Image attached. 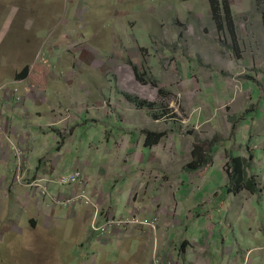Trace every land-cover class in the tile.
<instances>
[{"label":"rangeland","instance_id":"374dc122","mask_svg":"<svg viewBox=\"0 0 264 264\" xmlns=\"http://www.w3.org/2000/svg\"><path fill=\"white\" fill-rule=\"evenodd\" d=\"M219 2L228 6L224 9L218 5L216 20L210 0H0V32L6 34L3 46L9 47L16 42L13 30L24 26L30 29L32 25L37 28L43 21L48 27L49 60L44 59L41 68L48 76L58 73L46 86L64 82L70 92L76 89L75 96L73 93L69 96L70 100L75 97L70 106L76 108H59L58 129L63 139L74 137L76 128L78 139L87 130L95 146L108 148L121 159L120 156L135 150L133 142L145 138L147 131L158 132L163 134L158 145L166 156L163 164H175L177 170H183L191 162L190 154L196 157L198 146L213 151L219 145L210 164L221 168L223 158L226 162L232 153L237 155L238 149L243 150V142L250 140L264 150V26L260 10L264 0ZM73 8L76 30L72 25V30L69 27ZM229 8L231 11L225 16ZM220 21H224L223 27ZM30 44L35 45L36 40L24 41L25 46ZM71 47L76 49V55L64 63ZM34 69L29 67L27 78H33L32 81L47 78L36 75ZM6 87V83L0 84V89ZM116 139L119 149L114 145ZM127 141L132 143L128 152L124 150ZM20 149L24 156L22 170L26 154ZM37 155L33 156V163ZM263 155L259 158L264 159ZM48 156L49 162L45 164L51 170L50 181L44 179L40 183L48 186L50 229L40 230L36 223L17 224L11 219L6 225L0 223V264H108L104 260L103 241H120L137 227H152L147 224L116 227L112 219L139 217H119L125 212H113L114 208L104 203L108 191L94 199L85 191L86 181L84 185L75 182L80 185L79 190L59 184L56 178L62 173L55 169L56 154L50 150ZM252 166L254 169L250 165L246 178L256 176L259 185H264L261 174L264 162L254 161ZM75 168L83 172L79 165ZM211 170L205 174L206 181L218 177L217 167ZM198 173L194 172L199 176ZM52 183L56 186L51 187ZM227 184L230 187L228 177L226 186L222 181L213 183L212 193L227 196ZM208 185L206 182L205 186ZM33 187H39L40 195H46L41 186ZM82 190L93 201L90 204L83 201L84 204L92 206L98 216H105L102 224H93L95 234L93 229L77 234L72 228L75 219L69 218L70 211H75L82 201L72 197ZM136 195L141 198L143 192ZM67 198L70 200L63 202ZM4 211H12L18 221L16 209ZM5 212L0 213V222ZM82 217L77 215V221ZM146 221L155 226L157 220ZM96 228L105 229L109 235L102 237ZM89 234L88 240L78 237ZM257 250L264 252V244ZM203 252H207V247ZM250 253L238 264H252ZM117 256L116 250L108 249L110 264H127L125 257L116 263ZM153 258L149 264H153ZM206 258H200L201 264L207 263Z\"/></svg>","mask_w":264,"mask_h":264},{"label":"crops","instance_id":"0c3cea01","mask_svg":"<svg viewBox=\"0 0 264 264\" xmlns=\"http://www.w3.org/2000/svg\"><path fill=\"white\" fill-rule=\"evenodd\" d=\"M69 15V27L71 29L72 25L76 30V9L73 8ZM41 20L43 21V16ZM43 23L44 21L37 28L32 25L30 29L24 26L13 30L16 33L13 36L16 42L9 47L3 46L6 34L2 35L0 32V84L6 83L7 86L0 89V127L6 131L9 138L8 141L0 133V213L5 212L4 209H16L18 217L17 221L11 215L12 211L5 212V217L0 223L6 225L15 221L20 224L23 221L28 225L36 223L40 230L50 229V199L47 195H40L39 187H33L34 185L29 183L39 179L50 181L51 170L45 163L49 162L48 153L52 150L56 154L53 160H57L55 169L65 173L71 172L79 165L86 181L85 191L87 190L94 199L108 191L104 203L114 208L113 212H125L126 215L120 214L119 217L135 215L142 220H157L154 227H137L131 234H123L127 237L120 241L113 240L108 243V240H102V243H105L102 249L104 260L108 264L111 263L107 261L108 249L116 250V263L125 257L128 259L124 260L127 264H149L150 260L157 256L169 259L175 264H201L200 258L206 256V264H238L243 263L251 251L250 262L264 264V252L257 250L264 244V185H258L253 190L236 192L227 184V196L212 193L215 188L212 184L215 182L222 181L223 186H226L228 177L230 185L229 175L224 168L225 158L221 168L217 164L211 167L210 162L203 163L208 158L212 159L213 151L219 149V145H216L213 151L210 147L202 148L195 158L190 154L191 162L185 164L183 170H177L175 164H163V158L166 156L158 146L162 138L158 143L147 144L148 138L145 135V138L133 142L135 150L132 151L128 149L132 143L127 141L124 150L130 153L118 155L120 159L112 150L95 146L87 130L79 139L77 128L72 138L63 139L60 136L59 108H76L70 106L75 99L73 96L76 89L70 92L64 82H52L46 86L47 81L55 78L58 72L54 73L55 76L42 72L41 66L45 63L43 60H49L50 51L49 42H46L48 27ZM62 38L68 39L67 35H62ZM26 40H36V44L25 46ZM67 52L69 56L65 57L64 63L76 55V49L72 50L71 47ZM25 66H28L27 75L19 76ZM29 67H36L35 74L46 75L47 78L38 77L36 80L39 82L27 78ZM70 93H73L71 100ZM117 139L114 141L115 146L119 143ZM11 143L25 150L26 160L22 170L15 161ZM91 144L94 147H91ZM242 146V151L238 149V154L232 155L242 156L250 161L247 168L249 174L250 165L251 169H254V161L264 162V159L259 158L264 150L250 140L243 142ZM37 153V159L33 163V156ZM214 167H217L218 177L212 182L206 181L205 174L211 173ZM194 172H199V176ZM261 174L264 178V172ZM182 177L187 179L181 180ZM206 182L210 185L205 186ZM55 186L54 183L51 184V187ZM70 186L80 189L77 183ZM140 192H143V195L138 198L136 194ZM70 212L72 216H63L75 219L72 228L77 230V234L79 231L84 234L91 232L93 224L100 225L105 221L103 214L98 216L97 211L95 213V209L83 201L77 205L75 211ZM77 215L83 217L77 221ZM25 217H29L28 222ZM12 227L9 226V229ZM118 230L125 232L123 229ZM92 234H95L94 229ZM78 237L84 241L88 240L91 234ZM206 247L207 252L201 253Z\"/></svg>","mask_w":264,"mask_h":264},{"label":"trees","instance_id":"16d2710c","mask_svg":"<svg viewBox=\"0 0 264 264\" xmlns=\"http://www.w3.org/2000/svg\"><path fill=\"white\" fill-rule=\"evenodd\" d=\"M211 2V7H212V16L217 20L218 15L217 12L219 10V7L223 5L224 9L225 6H228L226 2L220 3L219 0H210ZM220 5V6H218ZM261 17H262V22L264 26V4L261 7ZM230 8L226 9L225 16L228 15L230 12ZM231 15V13H230ZM219 25L221 27L224 26V21H220ZM28 72V66L23 67V69L19 72V76L25 77ZM147 136V144H152L153 143H158L159 140L163 137L162 133H155V132H149L147 131L146 133ZM153 137V140H152ZM204 148L203 146H198L196 148L197 153L201 151V149ZM195 150V151H196ZM211 162V158L206 159L203 163L208 164ZM249 167V162L242 156H233L231 155L228 157L226 161V171L227 174L229 175L230 178V188L233 189L236 192H240L244 189H249L253 190L255 187H257L260 183L259 180L256 178V176L252 178H246L247 173V168ZM250 179V180H249Z\"/></svg>","mask_w":264,"mask_h":264},{"label":"built area","instance_id":"2783aa9c","mask_svg":"<svg viewBox=\"0 0 264 264\" xmlns=\"http://www.w3.org/2000/svg\"><path fill=\"white\" fill-rule=\"evenodd\" d=\"M0 133L2 134V136L6 137V139L9 141V138L7 136V133L6 131L0 127ZM11 149H12V152L14 153V156L16 158V161H18V168L20 169L21 166H22V161H23V152L22 150L20 149V147H18L17 145L15 144H12L11 143ZM40 181H42L41 179L39 180H33L32 182H30L29 184L30 185H36V186H41L42 188V192L46 195L49 196V191H48V186L47 185H44L43 183H40ZM56 181L59 183V184H62V185H71L75 182H80L81 184H85V177L83 175V172L80 168H75L74 170H72L71 172L69 173H62L60 175V177L56 178ZM53 200L57 201L58 199L56 197H52ZM72 199H80L82 201H86L87 204L89 203H93L91 197L89 195L86 194V192L84 190H82L81 192H79L78 194L76 195H73ZM62 200V199H61ZM70 199L67 198L65 199V201L63 202H67L69 201ZM111 222H116V227H120L122 225H126V224H138V225H145L147 224L148 226H152L154 227V223L153 222H148V221H142L140 220L139 218L137 217H131V218H127V219H119V220H116V219H112ZM98 230H100L101 232V236L102 237H105L107 235H109V233H107L105 231V229H101V228H96ZM153 264H173V262L169 259H161L157 256H155L153 258Z\"/></svg>","mask_w":264,"mask_h":264}]
</instances>
